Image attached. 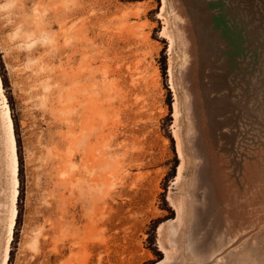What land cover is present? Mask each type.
<instances>
[{"label": "rangeland", "instance_id": "1", "mask_svg": "<svg viewBox=\"0 0 264 264\" xmlns=\"http://www.w3.org/2000/svg\"><path fill=\"white\" fill-rule=\"evenodd\" d=\"M0 65V264H264V0H0Z\"/></svg>", "mask_w": 264, "mask_h": 264}, {"label": "bare ground", "instance_id": "2", "mask_svg": "<svg viewBox=\"0 0 264 264\" xmlns=\"http://www.w3.org/2000/svg\"><path fill=\"white\" fill-rule=\"evenodd\" d=\"M163 11V10H162ZM180 18V17H179ZM181 20V19H180ZM180 29V28H179ZM181 33V32H180ZM182 34V33H181ZM186 39V38H185ZM170 40V39H169ZM187 54V53H186ZM186 62V61H185ZM183 91V90H182ZM184 93V92H183ZM184 95V94H183ZM0 96L2 97V100H3V105H4V111H5V118H6V125H7V130H8V135H9V142H10V148H11V152H12V157H13V171H14V181H15V185L17 186L18 185V181H17V170H18V161H17V154H16V142H15V137H14V130H13V125H12V120H11V117H10V110H9V107L6 103V98L5 96L3 95L2 93V83L0 81ZM186 98V96H184ZM186 101V99H185ZM2 106V105H1ZM186 110V109H185ZM4 122V121H3ZM5 127V126H4ZM5 130V129H4ZM191 133V131H190ZM7 143V142H6ZM2 159V158H1ZM12 172V171H11ZM14 183V182H13ZM12 183V184H13ZM9 184V183H8ZM14 186V185H13ZM11 189V188H10ZM3 191V190H2ZM8 191H9V187H8ZM13 191V190H12ZM7 192V191H6ZM2 193V192H1ZM11 193V192H10ZM14 194V193H13ZM17 194H18V191L17 189L15 190V195H14V201H16V198H17ZM2 195V194H1ZM10 195V194H9ZM12 195V194H11ZM12 199V197H11ZM12 201V200H11ZM10 203V202H9ZM6 204V203H5ZM4 204V205H5ZM9 205V204H8ZM1 208V207H0ZM5 208V207H4ZM8 208V207H7ZM7 210V209H6ZM13 214L11 215L12 218H11V222H10V225H9V237H10V241L12 240V235H13V228H14V223H15V217H16V214H17V210H16V207L14 206L13 210ZM1 213V212H0ZM3 213V212H2ZM11 214V212H10ZM8 215V214H7ZM6 216V215H5ZM7 217V216H6ZM2 218V217H1ZM6 219V218H5ZM8 219V217H7ZM10 221V219H9ZM2 222V221H1ZM0 222V223H1ZM4 223V222H3ZM7 228V227H6ZM5 232V230H4ZM3 232V233H4ZM2 233V234H3ZM6 235V234H5ZM8 239V238H7ZM225 247V246H224ZM226 248V247H225ZM4 251V249H3ZM219 253V252H217ZM2 256V255H1ZM8 256H9V252L7 251L6 252V256L5 257V261L4 264L7 263V259H8ZM214 256V255H213ZM212 256V257H213ZM3 257V256H2ZM1 258V257H0ZM191 259V258H190ZM193 260V259H192ZM191 260V261H192ZM211 260V259H210ZM219 260V259H218ZM196 261V260H195ZM212 261V260H211ZM2 262V263H3ZM162 262V261H161ZM190 262V261H189ZM217 262V261H216ZM191 263V262H190ZM211 263V262H210ZM189 264V263H188ZM196 264V263H195Z\"/></svg>", "mask_w": 264, "mask_h": 264}, {"label": "trees", "instance_id": "3", "mask_svg": "<svg viewBox=\"0 0 264 264\" xmlns=\"http://www.w3.org/2000/svg\"><path fill=\"white\" fill-rule=\"evenodd\" d=\"M163 71H164V69H163ZM0 81H1V83H3V85H4V75H3V73H2V69H1V65H0ZM12 125H13V123H12ZM15 137V136H14ZM17 161H18V167L20 166V158L18 157V159H17ZM175 167H176V165L174 166V168H173V170H172V174H171V178H173L174 176H175ZM18 172H19V168H18V170H17ZM20 193V192H19ZM18 197H19V195H18ZM170 213H171V217H170V219H172L173 218V213L170 211V210H168ZM19 213H17L16 214V217H15V223H14V228L13 229H15V227H16V225H17V222H18V217H19V215H18ZM159 225V222H156L155 224H154V226H153V229H152V232L154 233L155 232V229L157 228V226ZM12 237H13V235H12ZM9 254H10V252H9ZM161 258H159V260H160Z\"/></svg>", "mask_w": 264, "mask_h": 264}, {"label": "clouds", "instance_id": "4", "mask_svg": "<svg viewBox=\"0 0 264 264\" xmlns=\"http://www.w3.org/2000/svg\"><path fill=\"white\" fill-rule=\"evenodd\" d=\"M3 7L4 8H9V7H11V5H4Z\"/></svg>", "mask_w": 264, "mask_h": 264}]
</instances>
